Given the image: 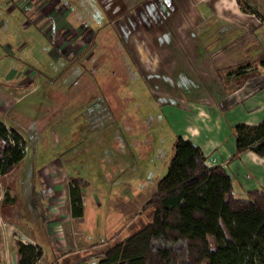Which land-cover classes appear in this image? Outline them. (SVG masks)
Here are the masks:
<instances>
[{
  "label": "rangeland",
  "instance_id": "374dc122",
  "mask_svg": "<svg viewBox=\"0 0 264 264\" xmlns=\"http://www.w3.org/2000/svg\"><path fill=\"white\" fill-rule=\"evenodd\" d=\"M151 2L159 7V0ZM238 5L241 17H225L218 25L214 11L194 23L211 59L237 38L248 41L254 24H260L256 18H264L250 0ZM106 21L97 0H0V119L20 135L23 150L0 180V264H16V240L37 245L33 264H95V251L151 219L153 210L142 205L167 170L171 145L181 134L175 128L193 107L191 92L215 93L213 73L211 81L200 75L181 84L162 78L155 93L140 72L138 81L126 78L135 67L121 35L103 42L96 31L111 26ZM75 35H81L79 44H73ZM263 49L251 42L240 58L226 49L220 62L233 64L221 70L225 86L245 93L246 80L234 81L239 64ZM246 72L264 73V68L254 62ZM258 78L250 80L262 81L264 75ZM256 115L264 118V110ZM239 170L230 174L235 196L264 189V180L249 178L253 169L247 168L248 178ZM78 176L82 215L73 216L69 185ZM6 190L13 203L3 202ZM208 240L215 247L214 237Z\"/></svg>",
  "mask_w": 264,
  "mask_h": 264
},
{
  "label": "trees",
  "instance_id": "16d2710c",
  "mask_svg": "<svg viewBox=\"0 0 264 264\" xmlns=\"http://www.w3.org/2000/svg\"><path fill=\"white\" fill-rule=\"evenodd\" d=\"M258 51L252 61L239 64L234 81L242 78L241 84L255 75L246 72L254 62L264 68V49ZM232 129L236 155L250 150L264 157V118ZM19 141L20 135L0 119V180L23 156ZM172 149L165 174L142 205L153 210L151 219L95 251V264H264V189L251 188L246 197H237L231 176L221 165L208 164L193 140L177 136ZM70 181L71 213L81 216L77 189L83 180ZM9 197L6 190L3 202L13 203L15 198ZM208 236L214 237L215 247ZM16 246V264H33L37 245L16 240Z\"/></svg>",
  "mask_w": 264,
  "mask_h": 264
},
{
  "label": "crops",
  "instance_id": "0c3cea01",
  "mask_svg": "<svg viewBox=\"0 0 264 264\" xmlns=\"http://www.w3.org/2000/svg\"><path fill=\"white\" fill-rule=\"evenodd\" d=\"M242 1L248 0H159L157 8L151 0H97L106 17L105 24L108 22L111 26L102 25L97 27L96 31L102 34L103 42H113V33L121 35L124 48L135 67L129 70L126 78L138 81L135 74L140 72L144 77L139 79L148 80L147 88L152 93L158 90L157 85L162 78H176L181 80L178 82L181 84L185 83L186 79H195V76L200 75L207 76L211 81L213 73L215 93L203 89L191 92L193 107L190 114L183 113V122L175 128L181 131L178 136L193 140L202 149L208 164L221 165L229 175H235V167H238L240 169L238 175L242 177L248 175L247 168H250L254 171L249 178L254 175L263 181L264 165L260 163L264 161L259 159L264 157L250 150L248 153L251 156L247 151L236 155L233 131L224 130L236 123L257 124L263 119L256 114L264 110V93L260 91L264 90V79L251 82L250 79L254 75L246 79L243 84L247 91L242 94L238 87L229 88L222 82L221 70H225L222 67L232 62L221 63L220 60L227 57L226 49L235 54L238 51L240 58L242 49L248 44L251 45V42L257 47H264V26L254 24L248 41L237 38L226 45L223 52L216 54L214 59L206 54L205 46L193 30L194 23L201 16L210 17L214 11L217 14L215 21L218 25L225 22V17H241L244 10L240 9L238 3ZM250 4L256 11H263L264 14V0H250ZM196 5H202L205 10L196 8ZM260 27L261 29H258ZM56 31L57 37L61 36L58 29ZM79 36L81 35L74 36L73 44H79L77 42ZM84 50L82 48V51ZM217 69H220L219 73ZM100 71L97 66L96 72ZM255 75H259L260 80L264 73ZM259 82L262 84L261 87L253 86ZM163 93L168 97L169 90L164 89ZM216 104L220 105L219 109ZM227 133H231L229 145L225 143L228 141ZM171 151L173 154L172 145ZM245 155L248 159L243 157ZM258 161L260 163H257ZM60 225L58 223L55 226Z\"/></svg>",
  "mask_w": 264,
  "mask_h": 264
},
{
  "label": "built area",
  "instance_id": "2783aa9c",
  "mask_svg": "<svg viewBox=\"0 0 264 264\" xmlns=\"http://www.w3.org/2000/svg\"><path fill=\"white\" fill-rule=\"evenodd\" d=\"M255 22L264 25V18H260V17H258V18H256V21H255Z\"/></svg>",
  "mask_w": 264,
  "mask_h": 264
}]
</instances>
